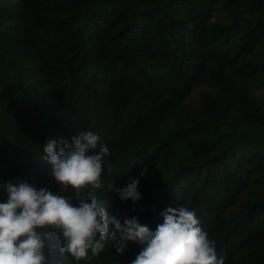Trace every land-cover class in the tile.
<instances>
[{
	"label": "trees",
	"instance_id": "trees-1",
	"mask_svg": "<svg viewBox=\"0 0 264 264\" xmlns=\"http://www.w3.org/2000/svg\"><path fill=\"white\" fill-rule=\"evenodd\" d=\"M80 131L110 151L95 193L110 214L155 230L183 206L224 264H264V0H0V185L59 193L42 147ZM131 177L135 204L107 189ZM104 243L81 261L46 248L47 264L142 247Z\"/></svg>",
	"mask_w": 264,
	"mask_h": 264
},
{
	"label": "clouds",
	"instance_id": "clouds-1",
	"mask_svg": "<svg viewBox=\"0 0 264 264\" xmlns=\"http://www.w3.org/2000/svg\"><path fill=\"white\" fill-rule=\"evenodd\" d=\"M99 147V153L92 150ZM42 160L50 164V175L60 185L53 193L21 180L8 181L0 188L7 199L0 203V264H47V249L59 248L75 261L98 256L111 241L122 254L128 242L141 245L131 264H224L217 256L216 242L194 210L179 206L161 212L163 222L155 230L139 223L137 217L118 218L96 199L103 188L104 158L110 155L100 136L80 131L70 139H48ZM138 179L126 186L109 182L107 189L121 201L140 200ZM71 188V196L61 195ZM87 190V198L82 193ZM73 199L77 203H73ZM53 234L59 242L50 244Z\"/></svg>",
	"mask_w": 264,
	"mask_h": 264
}]
</instances>
